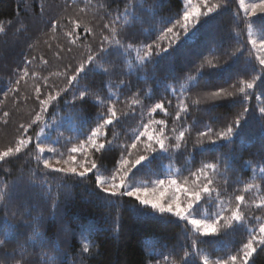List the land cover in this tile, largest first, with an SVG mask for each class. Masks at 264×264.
<instances>
[{
	"label": "trees",
	"instance_id": "trees-1",
	"mask_svg": "<svg viewBox=\"0 0 264 264\" xmlns=\"http://www.w3.org/2000/svg\"><path fill=\"white\" fill-rule=\"evenodd\" d=\"M212 6L217 7L205 17L203 13ZM196 9L198 19L193 15L188 22V31L195 29L196 38L185 41L180 27L185 23L183 14ZM261 15L259 11L256 16L244 14L239 0H190L187 9L182 0H0V151L15 148L20 139L32 140L19 154L0 162V194H9L0 199V240L6 241L0 248V264H202L204 257L209 264H216L238 253L236 264H240L249 232L254 229L259 236L264 224V207H257L264 204V139L256 119L258 109L264 107V69L248 32L253 27L264 35L256 22ZM113 28L121 44L131 48L98 60L109 69L108 75L96 69L87 71L91 67L87 56L96 52L104 37L112 38ZM147 45H152L153 52L167 48L172 54L161 53L164 59L153 55L151 63L141 65ZM105 46L110 51L115 47ZM82 62L86 72L70 86L68 80ZM248 83L254 88L247 89ZM86 86L99 92L100 99H112L105 105L89 101L83 111L77 100L74 111V96ZM241 87L253 94L245 99L238 91ZM221 88L233 95L206 99ZM197 99L201 103L194 105L192 101ZM157 103L164 105L167 115L153 111ZM213 104L217 107L209 110ZM109 106L115 107L117 118L112 125L100 128L98 142L114 140L126 145L131 152L128 158L134 160L148 142L146 136L135 141L140 132L157 137L163 131L168 145L175 144L174 137L183 131L180 149L160 154L152 171L176 179L190 191L199 190L204 176L212 178L213 202L202 200L203 207L193 218L205 219L223 211L227 220L236 207L235 196L244 195V226L216 236L199 235L174 216L160 219L141 214L134 198L107 197L91 173L81 179L38 165L39 136L45 148L43 156L52 165L59 160L77 168L81 164L90 167L95 160L102 179L111 180L115 174L119 182L122 173L114 171L119 165L111 155L119 158L123 149L101 158L85 143L91 130L103 124V120L97 122V114L109 118ZM245 108L249 109L246 114ZM178 111L179 120L175 118ZM238 116L244 135L234 144L217 140L216 134ZM211 140H217L216 151H203ZM133 142L137 149L131 148ZM82 146L87 158L83 152L70 151ZM71 156L76 157L74 162ZM205 163H218V170L201 171ZM154 179L142 170L134 182L149 187ZM179 195L184 206L187 197ZM5 221L15 230H8ZM34 229L43 235L42 242L34 238ZM85 243L90 252L82 254ZM255 246L249 264H264V248Z\"/></svg>",
	"mask_w": 264,
	"mask_h": 264
},
{
	"label": "snow or ice",
	"instance_id": "snow-or-ice-1",
	"mask_svg": "<svg viewBox=\"0 0 264 264\" xmlns=\"http://www.w3.org/2000/svg\"><path fill=\"white\" fill-rule=\"evenodd\" d=\"M241 5L243 6L244 0H240ZM217 6L208 7L207 12H204L203 15L205 17L209 16L210 13L214 11V8ZM247 12V10H245ZM257 11H259L261 14H264V0H261L258 4H252L251 5V15L256 16ZM195 15L198 19L200 12L199 9L194 10V12H184L183 14V20L184 24L180 25V27L184 31V39L185 41L188 40H194L196 38V30L194 29L192 32L188 31V22L190 20V17ZM257 23L260 24L262 30H264V15H261L257 18ZM180 22L177 21V24ZM80 25L76 24V28H79ZM107 28L108 25H105ZM2 31V29H0ZM85 32H91V29H85ZM167 31L169 33L173 32L172 28H168ZM111 39L109 37H104V40L99 45L98 49L95 53L89 54L87 56L86 63L90 65L91 67L87 68V71H93V69L99 70L102 74L108 75L109 69L104 68L102 64L98 63V60L103 61L107 56L111 55H119L121 54V49L124 51H127L131 48V45L124 46L121 44V41L117 39V36L119 33H117L116 29L113 28L111 30ZM179 38V34H177V39ZM114 45L115 47L110 51L108 47L105 46V44ZM250 43L252 44L253 48H255L257 41L251 40ZM159 47V45H157ZM260 47L264 49V35L260 38ZM147 54L140 60V64L143 65L145 62L151 63L152 56H159L161 59H164L165 57L161 55V53H166L167 55H171L172 52L169 51V49L164 48L161 49L160 52H153L152 45H147ZM172 51H175L173 49ZM209 63H211L209 61ZM259 64L262 66V69H264V59L259 60ZM85 63H81L80 66L75 69V74L72 75L68 83L70 86L75 85V83L78 81V78L81 73H85ZM25 75H27V72H25ZM19 83V81H17ZM47 83V81H45ZM233 87H235L233 85ZM247 89H253L254 84L248 83L246 85ZM63 91H67V89H64ZM240 93L244 94L245 99H247L250 95L253 93H246L245 88L241 87L238 90ZM37 92V99H39L40 94V88H36ZM233 93L228 92L227 89L221 88L219 91L211 93L206 99L209 100H217L220 98H226L228 96H232ZM259 99V97H257ZM112 97H108L107 100L100 99L99 98V92H92L88 89L86 86L83 90H79V94L74 96V102H73V110H76V104L75 101H80L81 108L80 110L83 111L84 105L88 104L89 101H91L95 105H105L107 101L111 100ZM42 104H46L47 101H41ZM192 103L194 105H198L201 103V100H193ZM217 107V105L213 104L210 106L211 110L212 108ZM161 110L164 112L165 115H167L166 109L164 108V105L162 103H157L155 105V110ZM46 110V109H45ZM183 112H187L188 108L187 106H184L182 109ZM249 111L248 108L244 109V114H246ZM259 116L256 117V119L260 123V135L261 138L264 139V107H260L258 109ZM107 114L109 118H105V114L98 113L97 114V122L100 120H103V124H97V127L93 130H91L90 135H88L85 138V143H87L93 152L100 153L101 158H105L109 155H111L115 149L122 148L123 150L119 153V158L116 155H111V159L114 164L119 165L115 168V172L122 173L119 176V182H116V175L113 174L111 177V180L108 179H102L101 175L98 174L99 167L95 160L91 161L90 167L85 166L84 164H81L79 167L83 170H79L77 167L69 166V167H60L56 168L53 167V165L50 163L48 158H45L43 156V153L45 152V149L40 146V140L39 136L37 137L36 147L38 149V154L35 159L37 160L38 165L40 163L43 164V168L46 170H51L52 172L62 173L65 176L73 175L77 176L81 179L86 178L90 173L96 176V185L98 189L103 192L107 197H130L134 198L137 202L140 208L138 211L141 214H147V215H158V218L163 219L166 215L174 216L178 218L179 220H183L186 223L190 224L199 235L203 236H216L219 235L221 231L227 232L229 229H234L235 226H244V222L246 220L245 213L241 210V205L245 202L244 195H236V207L231 212V216L225 220V217L223 215V211L216 212L214 216H208L205 219H197L193 218L194 214L198 215V209L202 208L203 205H201V201L204 200L206 204H211L213 202L212 193L214 189L210 187V185L213 184V180L211 177L204 176V183L200 186L199 190H192L190 191L187 187H182L178 184L176 179H167L166 177L162 175H158L155 172L152 171V165L154 162L158 161L160 159V154L169 153L170 150H179L181 145V142L184 139V132L181 131L179 133V136L174 137V139L177 141L175 144H168L165 143L164 133L161 131L160 136L153 137L152 134L148 133L147 131L140 132L139 135L135 137V141H139L140 137L146 136L147 137V143L143 145L142 151H138L137 156L134 160H130L128 157L131 156V152L128 151V147L126 145H117L114 143V140H105L103 142H98L99 132L101 127H107L109 125H112L114 123V118H117V113L114 106H109L107 108ZM5 116H7V113H4ZM243 115V114H241ZM177 120L181 118L180 111L177 112L176 117ZM40 119V116H37V120ZM83 119V118H82ZM161 125L165 124V121L161 120L159 121ZM244 124H247V121L245 120ZM22 129L24 128L23 125L20 126ZM146 127V126H145ZM25 131H27L25 129ZM43 132V130H41ZM173 132H175V129H172ZM211 131V129H209ZM201 136L207 135V133H201ZM217 140H224L227 144H234L237 142L238 139H240L244 135V127L241 124V116H238L232 124H229L226 126L225 130L218 132L217 134ZM217 140H211L210 141V147L203 148L202 150L207 151H216L215 145L217 143ZM32 143L31 138L29 139H20L17 142V145L15 148L9 147L6 150L0 151V162H3L6 160V158L12 157L16 154H19L21 152L22 147L26 148L29 144ZM153 143L155 145H158V147H154ZM198 144H202L203 141L198 140ZM223 146V145H222ZM132 149H137V142H133L131 144ZM71 152H83L85 154V157L87 158L88 153L83 148V146L80 149L72 148L70 150ZM70 160L74 162L76 160L75 156H71ZM60 161L57 160V163ZM65 163H68V161H65ZM95 170V171H94ZM142 170H147V172L153 176H155V179L150 181V183L153 185V187L150 189L148 186L145 185H137L134 182V178L137 174V172H140ZM204 170H211L213 173H215L218 170V163H205L202 165L201 171ZM195 175V174H193ZM262 175H264V170H262ZM199 179V177H198ZM166 182L170 185L175 186V192L176 195L174 198H169V200H165V192H161L159 196H149V192H155L156 187L159 186L160 188H163L166 184ZM251 187V185H249ZM180 193H184L187 197L186 204L182 206L181 199H180ZM8 193L0 194V199L4 198L5 196H8ZM218 198V197H217ZM58 207V205H55ZM257 207H264V204H259ZM5 226L8 230L14 231L15 228L13 225H11L9 222L5 221ZM34 238L43 241V235L38 231V229H34ZM259 236L255 235V230H251L249 232V239L246 243L243 244L242 248V258L240 259V264H249V261L253 257V254L257 251V248L255 245H259L262 248H264V224H261L259 227ZM80 235L84 236L85 239H87V236L83 232L80 233ZM6 241L0 240V248H3ZM90 252L89 246L87 243H85L82 247V254H87ZM239 253L237 255H231L228 260L231 261V264H236ZM188 253L185 254V257L187 259ZM228 260H217L216 264H228ZM202 264H209L208 257H204Z\"/></svg>",
	"mask_w": 264,
	"mask_h": 264
},
{
	"label": "rangeland",
	"instance_id": "rangeland-1",
	"mask_svg": "<svg viewBox=\"0 0 264 264\" xmlns=\"http://www.w3.org/2000/svg\"><path fill=\"white\" fill-rule=\"evenodd\" d=\"M182 1H183L184 6H185V9H187L188 2H190V0H182ZM260 2H261V0H244L243 6H242L241 3H240V0H239V4H240V7H241L243 13L244 14H247V15H249L251 13V5L252 4H258ZM245 10H247V12ZM248 32H249V39H250V41L251 40H256L257 41V44H256L255 48H253V46H252V48H253L256 56L258 57L259 60L260 59H264V49H262L260 47V38H261L260 34L253 27L249 28L248 29ZM40 146L44 148V145L40 144ZM69 166L70 165H67L65 163H55L53 165V167H56V168L69 167ZM79 170H83V169L82 168H78V171ZM152 187L153 186H149L150 189ZM155 187H156V191L155 192H151V191L149 192V196L150 197L159 196L162 191L165 192V197H164L165 200H169V198H174V196L176 195L175 186L170 185L168 183H166L163 188H160L159 186H155ZM169 187H174V188L171 189V192L169 194H167L166 191L169 189Z\"/></svg>",
	"mask_w": 264,
	"mask_h": 264
}]
</instances>
